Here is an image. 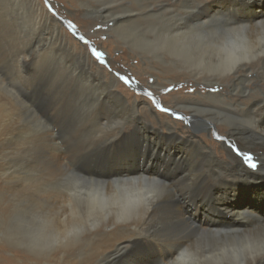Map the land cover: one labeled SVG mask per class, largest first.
<instances>
[{
    "label": "bare ground",
    "instance_id": "6f19581e",
    "mask_svg": "<svg viewBox=\"0 0 264 264\" xmlns=\"http://www.w3.org/2000/svg\"><path fill=\"white\" fill-rule=\"evenodd\" d=\"M23 1L32 33L17 42L0 30V242L34 261L13 258L264 264V0L99 6L115 38L148 63L163 58L149 87L166 88L162 77L205 89L174 96L189 124L183 136L145 100H128L38 0ZM155 21L152 40L130 35ZM44 61L70 81L64 91L46 92L42 68L30 70ZM78 99L95 106L73 124ZM247 196L254 204L242 206ZM233 198L238 207L228 206Z\"/></svg>",
    "mask_w": 264,
    "mask_h": 264
},
{
    "label": "rangeland",
    "instance_id": "374dc122",
    "mask_svg": "<svg viewBox=\"0 0 264 264\" xmlns=\"http://www.w3.org/2000/svg\"><path fill=\"white\" fill-rule=\"evenodd\" d=\"M38 1L40 5L57 20L60 27L74 40V42L85 48V54L90 56L93 61L107 72V74L114 76L127 89V93L123 89H121L120 92L128 100L133 101L135 98L145 100L151 104L155 111L164 116L162 117L163 121L167 122L165 117L172 121H177L178 123L175 124L171 122L170 125L177 129L179 134L183 136L182 128H188L189 124H187L183 112L177 114V112L173 110L175 109L173 104L174 96L178 93L180 96L189 95L194 97L200 90L205 91V89L202 87L199 88L197 84L188 81H182L176 85H171V82H164L162 77L159 78L158 81L163 86H167L166 88L155 90L149 87V84L153 85L156 81L155 77L157 76V73H155L153 68L162 65L164 63L163 58L160 57V59H154L153 57H150L151 62L148 63L143 60L139 51L136 53L132 51L131 46L127 44L129 40L123 41L122 39H117L114 37L113 33H110L114 23L110 20L104 21L100 18L99 8L106 3L112 2V0ZM26 5V2L23 0H0V30L5 31V33L8 34V37L16 38L17 42H19V38L24 37V35L28 37L32 33L31 29H33L32 17L30 16ZM139 28L141 27L136 26L135 30L132 31L130 35H141L152 40L154 36L161 34L160 30L162 27L159 21H155L148 23L144 30ZM117 40L118 43H116ZM74 42H72V44L70 43L72 48H74ZM19 46L20 45H17L16 48ZM93 49H95V52L101 54L100 59L94 54ZM38 66L40 69H43L40 71H43V77L46 75L42 80L46 92L57 91V89L64 91V84L68 83L70 85L68 79H62L64 77L63 73L55 72L56 68H54L53 65H50L48 61H44L42 64H37L35 66L32 65L30 70L34 72L39 69ZM36 72L39 73V70ZM58 76H60V78ZM54 88L56 89L54 90ZM76 103L77 109L76 113H74L73 124L80 122L81 117L87 119L95 106L94 102H85V100L82 101L81 99H78ZM139 126L141 125L139 124ZM222 134L224 135V133ZM214 141L223 142V139L214 137ZM57 145L62 146V143H57L55 147H57ZM211 146L214 147V145ZM214 149H216V147H214ZM55 153L56 155H53ZM55 153L53 152V154H51L53 156V158L52 156L51 158L56 161L58 160L56 158L58 157V152ZM56 162V165L59 166L63 164L62 159H59ZM234 200L235 199L233 198L228 206L231 205L238 207L237 201ZM249 203L254 204L250 197L247 196L242 202V206L248 205ZM259 212L264 215V208H261ZM0 244H3L6 247L4 253L0 254V264H7L2 257L11 259L15 253L28 256L30 260L34 261L33 257L29 255L24 248L11 249L3 241L0 242ZM13 259L16 260L17 264L23 263L22 258L20 257H14ZM39 264L60 263L52 259L48 263L41 262Z\"/></svg>",
    "mask_w": 264,
    "mask_h": 264
},
{
    "label": "snow or ice",
    "instance_id": "6c2138e0",
    "mask_svg": "<svg viewBox=\"0 0 264 264\" xmlns=\"http://www.w3.org/2000/svg\"><path fill=\"white\" fill-rule=\"evenodd\" d=\"M93 52L97 56L98 59L101 58V54L95 52V49H93ZM122 79H123V77H122ZM244 160L248 163L249 167H251L252 169H256L257 165L255 163H252V157L250 155L245 154Z\"/></svg>",
    "mask_w": 264,
    "mask_h": 264
}]
</instances>
